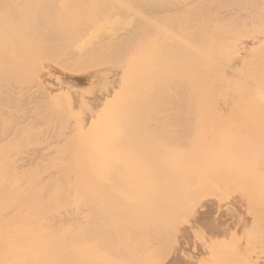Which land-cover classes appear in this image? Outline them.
Returning a JSON list of instances; mask_svg holds the SVG:
<instances>
[{"label": "rangeland", "instance_id": "1", "mask_svg": "<svg viewBox=\"0 0 264 264\" xmlns=\"http://www.w3.org/2000/svg\"><path fill=\"white\" fill-rule=\"evenodd\" d=\"M62 221L113 262L264 264V0H0V236Z\"/></svg>", "mask_w": 264, "mask_h": 264}, {"label": "bare ground", "instance_id": "2", "mask_svg": "<svg viewBox=\"0 0 264 264\" xmlns=\"http://www.w3.org/2000/svg\"><path fill=\"white\" fill-rule=\"evenodd\" d=\"M180 6L181 9L185 8L188 6V2H183ZM114 100H116L115 102L121 101L119 97H115ZM228 128L227 130H224V132L227 134H229L231 131V129L229 130ZM224 129H226V127ZM185 130L186 128L177 133V135H179L178 138H180V140L182 141H184L189 134L188 132L185 133ZM152 134L151 136L153 137V135L155 134ZM176 137H174V139H176ZM148 139V141L153 140L151 139V137H148ZM202 139L204 141L203 136ZM205 141L210 142V139L208 137H205ZM151 144L152 143H150L149 145ZM146 149L149 150L151 148ZM155 152L157 151H154L152 158H150L149 156V159L152 162L147 160L149 162L148 165L149 168H151V172L146 174L147 170H145V172L139 171L137 175L135 191H147L142 197L138 195L136 199L137 201L150 203L153 202V200L155 202H162L167 199L166 196H162L161 194L167 191V185L172 181L168 172L171 173L172 171H174L177 165L172 158L170 161H164V158L162 160V157H158L159 155H154ZM164 152H167L166 149H163V154H160L164 155ZM175 152L176 151H171L173 157L176 158L181 155V152L177 151L176 154H174ZM139 154L142 155L141 152ZM166 154L164 156H166ZM72 159L73 157L70 158V160ZM139 166L141 165L139 164ZM61 174L62 173H60V175ZM167 174L169 175V178ZM83 175L85 174L82 171L76 172L74 174L76 182L73 185H70L67 189L70 190L72 186L77 185L80 182L78 179ZM54 176L58 177V174H55ZM81 182L82 184L85 183L84 181ZM84 186L86 187V183ZM63 223L64 222L62 221L60 225L61 227L58 230L54 229V226L51 225V227L49 226L38 235L30 234L0 236V264H89V260L91 257L94 260L91 261L93 264H130L128 259H123V262H113L111 261V258H109L110 255L108 257L99 256L96 254L92 256L91 252H101L99 246L97 244H93V241L83 235L79 236L78 238H74L72 236V228L68 225L66 226ZM55 232H57V234H55ZM59 232H61V234ZM133 247H136L135 241L130 242L128 248H125V251L131 252L130 249H134ZM118 255L117 258L121 259L118 257ZM127 257L137 258L138 256L128 254ZM146 264L151 263L146 262Z\"/></svg>", "mask_w": 264, "mask_h": 264}]
</instances>
